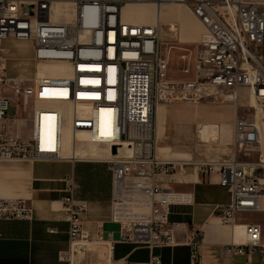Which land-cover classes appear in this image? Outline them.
<instances>
[{
    "label": "built area",
    "instance_id": "obj_1",
    "mask_svg": "<svg viewBox=\"0 0 264 264\" xmlns=\"http://www.w3.org/2000/svg\"><path fill=\"white\" fill-rule=\"evenodd\" d=\"M182 5L204 27L194 49L179 42L184 81L168 78L160 25L129 19L133 6ZM7 40L31 42L34 61L68 66V76L37 75L31 80L7 75ZM191 58L192 63L187 61ZM241 89L256 106L239 115ZM226 95V96H224ZM230 97L227 99L226 97ZM214 99L236 107L235 154L231 159L200 163L203 175L217 173L231 193L218 207L220 219L242 243L225 245L223 253L250 258L262 245L259 224H238V214L259 213L264 197V0H0V161L78 162L64 157L67 121L74 150L81 138L108 147L111 172V220L121 228L120 242L151 251L144 263L163 264L157 247H175L171 207L191 204V196L166 188L161 177L182 170L179 161L159 157L157 111L161 103ZM70 105L71 112L64 107ZM33 107L27 136L9 133L8 111ZM69 115V118H67ZM82 142V141H81ZM119 146V153L111 148ZM257 155V159L240 160ZM67 196L61 211L69 223L71 245L108 247L103 231L93 238L83 229L86 207L74 196V176L64 179ZM33 208L23 199L0 198V221H28ZM54 231H51L53 233ZM193 264L199 243L189 240ZM72 255L68 259L70 260Z\"/></svg>",
    "mask_w": 264,
    "mask_h": 264
},
{
    "label": "crops",
    "instance_id": "obj_2",
    "mask_svg": "<svg viewBox=\"0 0 264 264\" xmlns=\"http://www.w3.org/2000/svg\"><path fill=\"white\" fill-rule=\"evenodd\" d=\"M153 10V7L148 10L152 18ZM198 27L204 29L201 23ZM2 47L6 50L9 77L29 81L40 75L39 71L43 68L34 61L31 42L7 40ZM29 54L33 56L28 58ZM175 76L182 77L172 78V81L189 79L180 70ZM240 93L239 109L245 108L248 103V91L241 89ZM229 108H206L192 103H161L158 107L159 157L179 161L182 166L181 171L161 177V182L172 191L191 196V204L171 207L170 223L175 228L179 245L153 250L161 256L163 264H193L191 248L185 244L189 240L199 243L200 258L196 264H264V249L256 251L250 258L235 256L230 259L225 256V245L244 240L239 232H234L220 219L218 207L231 202V193L220 184L219 174L203 175L200 171V163L225 161L235 154L236 107L233 114ZM33 109L30 107L27 111L26 108L17 112L15 117H8L9 133L27 136L26 124L32 119ZM69 127L67 121L64 134L67 150H70L68 144L71 146L75 141L70 130L67 135ZM75 152L73 150L70 156L64 157L75 160ZM101 160L105 159L98 157L74 163L0 161V198L23 199L33 208L31 222L0 221V264H75L76 247L73 253L68 219L61 211L67 196L64 182L67 176H74L78 184L74 198L86 207L82 217L83 229L93 238L103 231L106 241L110 236L114 241L111 254L108 247L96 249L93 247L95 244H88L82 250L80 264H135L149 260L151 251L148 248L120 242L121 228L111 220V172L107 163L99 162ZM256 214H261V217H249ZM236 220L238 224L261 225L264 247V197L261 198L259 213L238 214ZM70 255V260L65 259Z\"/></svg>",
    "mask_w": 264,
    "mask_h": 264
},
{
    "label": "rangeland",
    "instance_id": "obj_3",
    "mask_svg": "<svg viewBox=\"0 0 264 264\" xmlns=\"http://www.w3.org/2000/svg\"><path fill=\"white\" fill-rule=\"evenodd\" d=\"M139 8H142V9L132 8L128 11L130 14L129 16L132 18L135 16H140L141 18H144L142 20L139 19V21H134V22L141 23V24L156 25V21L150 16V12H149L151 11L152 7L144 6V7H139ZM164 10H165L164 21L163 23L160 24L161 41L163 43L164 53L166 54L169 60L168 78L171 80L172 78L182 77V76L176 77L175 74L183 66V61L181 60V52L179 50H171V47L173 45L182 46V44L181 45L178 44L179 42H181L185 44V46H189L191 49H194L197 46V44L200 42L204 29H202L201 27H198V24H200L199 23L200 21L196 19V17L188 9H181V8L177 9V7L175 6H168V7H165ZM183 28H185V30H182ZM27 56L29 58L33 55L29 54ZM187 61L189 63L190 62L192 63L193 60L191 58H187ZM45 64L46 63L44 62L38 63L39 67L41 69L43 68L42 70L39 71L40 75H45V76L48 75L49 77L68 76L67 66H56V65H45ZM174 103H192L196 106L201 105L206 108L217 107V106H228L230 107L229 108L230 113L231 114L234 113V104L228 103V102L222 103L220 101H215L214 99H205L198 103L191 102V101H179V102H174ZM174 103H168V104H174ZM244 106L245 108L239 109L238 111L239 115H244L250 111V108L248 107V103ZM64 108L67 111L72 109L70 105H67ZM29 109L30 107L27 108V111ZM16 113H17V110L15 106H12L10 110L8 111V117L13 118L15 117ZM235 119H236V116H235ZM235 119H234V122H235ZM66 121H69V119H66ZM211 138L213 139V137ZM215 138H217V135L215 136ZM81 141L77 142L78 149L76 151L79 153H82L79 156L76 155L77 152L75 153L77 160H85V159L93 160V159H97L98 157L102 159H109L108 147H104L102 145H94V144L88 143L87 140H81ZM68 146L70 150H67L66 149L67 147H65L64 155L70 156L71 152L74 150V143L71 146L68 144ZM86 154H88L89 156H86ZM245 156L246 155L244 154V151H242L239 154V159L244 160V161L246 160L254 161L257 159V155H251V157H245ZM249 217L251 219L260 218L261 214L251 215ZM93 247L96 249L104 248L101 245H93ZM82 250H83V247H82Z\"/></svg>",
    "mask_w": 264,
    "mask_h": 264
},
{
    "label": "bare ground",
    "instance_id": "obj_4",
    "mask_svg": "<svg viewBox=\"0 0 264 264\" xmlns=\"http://www.w3.org/2000/svg\"><path fill=\"white\" fill-rule=\"evenodd\" d=\"M171 5H175V4H170V5H164L163 7H155V6H150V7H154V10H153V19L156 21V24L157 25H160L162 23V20H161V16H162V12L164 11V8L165 7H168V6H171ZM141 6H148V5H139V6H133V7H129L127 9V11H129L130 9H134V8H137V7H141ZM176 6H180V7H184L182 5H176ZM186 8V7H184ZM187 9V8H186ZM189 10V9H188ZM129 19H131L132 21H139L144 19V18H141L140 16H135V17H130L129 16ZM197 19V18H196ZM201 23V22H200ZM203 26V25H202ZM204 28V27H203ZM183 30H185V28H183ZM45 65H56V66H66L65 64H62V63H58V62H47ZM68 67V66H67ZM227 99H229L230 97H226ZM256 104H255V101L253 98H251L250 96L248 97V107L249 108H253L255 107ZM69 130H70V127L68 128L67 130V135L69 134ZM71 132V131H70ZM65 134V133H64ZM71 134V133H70ZM64 149H65V142H64ZM76 153V152H75ZM82 153H79L77 152L76 155L79 156L81 155ZM86 156H88V154H86ZM77 160V159H75ZM105 160H108V159H105ZM240 235H242V231L239 232Z\"/></svg>",
    "mask_w": 264,
    "mask_h": 264
},
{
    "label": "water",
    "instance_id": "obj_5",
    "mask_svg": "<svg viewBox=\"0 0 264 264\" xmlns=\"http://www.w3.org/2000/svg\"><path fill=\"white\" fill-rule=\"evenodd\" d=\"M119 146H113L111 148V154L113 156L117 155L119 153ZM81 255H82V247L81 246H77L75 249V264H80L81 261Z\"/></svg>",
    "mask_w": 264,
    "mask_h": 264
}]
</instances>
